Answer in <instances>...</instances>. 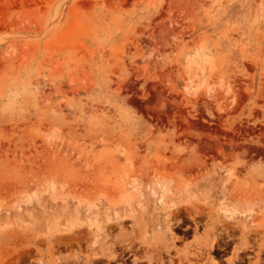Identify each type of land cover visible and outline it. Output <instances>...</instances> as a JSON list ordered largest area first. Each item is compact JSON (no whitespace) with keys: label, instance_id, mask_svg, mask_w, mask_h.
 <instances>
[{"label":"rangeland","instance_id":"rangeland-1","mask_svg":"<svg viewBox=\"0 0 264 264\" xmlns=\"http://www.w3.org/2000/svg\"><path fill=\"white\" fill-rule=\"evenodd\" d=\"M241 259L264 264V0H0V264Z\"/></svg>","mask_w":264,"mask_h":264},{"label":"flooded vegetation","instance_id":"flooded-vegetation-1","mask_svg":"<svg viewBox=\"0 0 264 264\" xmlns=\"http://www.w3.org/2000/svg\"><path fill=\"white\" fill-rule=\"evenodd\" d=\"M226 258H223L222 261H225ZM237 264H247V262L244 259H241L239 261H237Z\"/></svg>","mask_w":264,"mask_h":264}]
</instances>
